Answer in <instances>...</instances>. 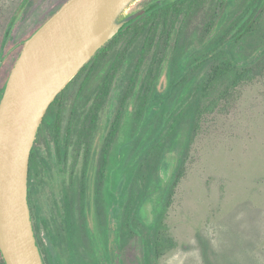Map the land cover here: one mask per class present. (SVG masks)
I'll return each mask as SVG.
<instances>
[{
    "label": "rangeland",
    "instance_id": "1",
    "mask_svg": "<svg viewBox=\"0 0 264 264\" xmlns=\"http://www.w3.org/2000/svg\"><path fill=\"white\" fill-rule=\"evenodd\" d=\"M45 1L48 2L42 5ZM64 1L27 2L10 37V45L16 46V53L23 48L34 24L42 22ZM150 1H135L125 15L146 7ZM2 2L12 5L14 0ZM214 3L215 0H205L195 13L175 19L167 44V58L171 57L179 33L192 35L197 43L202 40ZM164 27L165 24L157 31L159 36ZM130 37L125 33L112 45L100 65L67 85L36 138L29 184L31 213L48 264L97 263L93 243L83 230L87 225V210L81 198L85 162L91 153L93 172H106L104 148L108 149L106 141L116 117L124 106L133 112L138 110L156 52L164 44L153 42L149 47L146 33L133 43ZM262 45L264 11L251 36L240 44V62ZM142 51L144 62L138 74V87L124 104ZM120 54L124 57L116 69L110 94L97 110L102 79ZM1 63L0 60V68ZM251 66L257 73L256 78L231 88L227 98L222 96L230 87L228 79L219 81L207 97L198 89L209 69L207 66L196 73L190 89L167 104L169 118L156 117L155 125L163 124V147L150 163L158 167L151 181L144 178L137 184L131 183L124 196L121 217H112L113 224L118 226V236L114 227L109 226L106 232L114 242L117 237L118 264H264V55L256 58ZM163 69L160 83L161 88L166 89L167 68ZM214 99L217 103L211 110L207 106ZM55 112L61 115L59 136L66 156L60 155L57 149ZM95 114L96 127L92 129ZM117 142L116 139L111 144L109 152ZM143 172H147V168ZM176 179L178 182L173 186ZM94 181L93 177V186ZM65 197L72 198L71 209L79 225L78 232L74 227L72 235L65 222ZM140 201H143L141 206ZM161 213L164 214L163 233L173 238L175 246L156 256L155 227ZM106 214L96 206L92 209L89 232L94 244L97 242L96 225L103 232L108 223ZM71 243L76 244L74 257Z\"/></svg>",
    "mask_w": 264,
    "mask_h": 264
},
{
    "label": "trees",
    "instance_id": "2",
    "mask_svg": "<svg viewBox=\"0 0 264 264\" xmlns=\"http://www.w3.org/2000/svg\"><path fill=\"white\" fill-rule=\"evenodd\" d=\"M2 1L0 0V60L2 61L0 68V98L14 64L23 49H20L16 53V46L10 45V37L15 29L18 18L29 0H14L12 5H7ZM66 1L55 6L42 22L34 24V28L31 29L32 31L29 32L26 39L35 33ZM191 1H193L192 5L194 6L201 5L198 0ZM47 2L45 1L42 5H45ZM239 3L244 11L240 14L235 12L230 24L224 25L219 32L214 33L209 39L204 41L200 49L191 52L187 57H185V54L188 53V47L185 44L187 36L183 32L179 33L174 50L170 53L171 57L168 58L167 44L171 36L169 18L172 12H179L181 4L163 1L161 4L151 5L150 9L145 13L127 22L118 35L103 47L75 77L81 76L86 71L88 74L90 69L100 65L107 58L108 51L112 45L116 44L125 33L131 36L130 43L137 41L144 33H146V41L149 47L153 42L155 44H158L160 41V43H164L162 44V49L156 52L153 68L151 67L150 75L145 83L146 92L142 97L138 110L133 112L126 106L120 109L111 131V139L109 138V141H107L108 144L114 142L123 132L117 144V150L118 153L121 152L122 156L125 197L127 196L128 189L131 188V183L137 184L139 180H143L144 178L148 181L152 180L158 166L152 165L150 162L153 160L154 154L161 151L163 147V141L161 140L163 124L155 125L154 121L159 115H161L162 119L169 118L167 104L181 97L186 90L193 86L198 71L205 70L209 66V69L205 71L202 84L198 88L205 97L211 93L212 89L221 80L228 79L230 81V87L227 88L222 96L227 98L231 88H236L256 78L257 73L251 65L256 58L264 55V45L260 46L258 51L252 54L251 57L245 58L244 61L240 62L239 41L253 33L254 25L260 14L259 8L262 10L264 7V0H241ZM250 11L249 17L245 19ZM164 24L165 27L159 36L157 31ZM166 24H169V26L167 27ZM239 25L241 26L239 27ZM231 32L234 34L229 36ZM143 54L144 51H142V55L139 58L140 61L137 63L135 75L131 78V85L126 94L124 104H126L128 97L135 95L136 88L138 87V74L144 62ZM123 57V54H120L118 57L116 56L110 69L102 79V85L96 100L97 110L106 102L110 94L116 69L122 63ZM163 68H167L165 76L168 78V86L166 89L161 88L160 83ZM60 96L61 94L58 95L50 106L48 114L54 109ZM216 103L217 101L214 99L207 108L212 110ZM92 121L93 129L96 127V114L93 116ZM59 124L60 121L57 123V128L60 127ZM34 153L35 151L33 150L31 155L32 162ZM116 158L117 156L114 157V161ZM162 158L159 159V164H161ZM146 168L147 172H143ZM177 182L178 179H176L173 186H176ZM142 204L143 201H140V206ZM164 228V214L161 213L157 216L155 227L154 251L156 256L163 255L166 250L175 246L173 238L163 233ZM0 264H6L1 250Z\"/></svg>",
    "mask_w": 264,
    "mask_h": 264
},
{
    "label": "water",
    "instance_id": "3",
    "mask_svg": "<svg viewBox=\"0 0 264 264\" xmlns=\"http://www.w3.org/2000/svg\"><path fill=\"white\" fill-rule=\"evenodd\" d=\"M137 0H67L25 40L0 98V250L6 264H45L29 202L30 162L52 103L131 19Z\"/></svg>",
    "mask_w": 264,
    "mask_h": 264
},
{
    "label": "flooded vegetation",
    "instance_id": "4",
    "mask_svg": "<svg viewBox=\"0 0 264 264\" xmlns=\"http://www.w3.org/2000/svg\"><path fill=\"white\" fill-rule=\"evenodd\" d=\"M163 1L168 2V3H178L181 4V6L179 7V12H172L171 16H170V34H173V29L175 27L174 25V21L175 19H178L179 17L183 16L184 14L189 15V14H193L195 13L197 10H199L198 8H200V6H194L192 5L193 1L190 2V0H151L150 3H148L146 6L149 5H154L157 3H162ZM201 4H203L205 2V0H198ZM239 1L241 0H215V3L213 5L212 11L209 14L206 22H205V27H204V37L202 38L201 41H199L197 43V41L195 40V38L192 35H189L186 37L185 40V44L188 47V53L185 54V57H187L188 54H190L191 52L200 49L201 45L203 44L204 41H206L207 39H209L214 33L219 32V30L227 24H230V21L233 20L234 18V13H242L244 10L242 9V6L240 5ZM182 2V3H181ZM238 3V5H237ZM172 7V6H171ZM260 10V15L258 17V19L256 20V22L259 20V18L261 17L262 12L264 11V7L259 8ZM258 10V11H259ZM182 12V13H180ZM180 13V15H179ZM251 11L247 14V16L245 17L248 18L250 15ZM174 25V26H173ZM241 25H239L240 27ZM238 27V28H239ZM237 29V28H236ZM235 29V30H236ZM234 33H230L229 36L233 35ZM251 36V34H249L247 37L241 39L239 41V43H243L246 39H248ZM179 37V36H178ZM52 113V112H51ZM91 114V111H90ZM51 114H47L44 118V120H48L51 116ZM61 117V115L58 112H55V119H54V124H55V132H56V142H57V149L60 155L62 156H66L67 152H66V148L62 147L61 142H60V133L61 132V125L59 128H57V123L60 121V119L58 118ZM42 125V124H41ZM92 127V126H91ZM41 128V126H40ZM39 128V131H40ZM89 130L91 131V128L89 126ZM38 131V133H39ZM112 131V130H111ZM111 132L109 133L108 136V140L110 138ZM38 136V134H37ZM118 136V134H117ZM122 137V135L120 134L119 137H117V141H120V138ZM111 139V138H110ZM106 141V146H108V149H106V147L104 148V161H106L107 164V168H106V172L104 174H97L95 172H93V158L94 156H92L91 153L88 154V159L85 162V166L83 169V178H84V184L83 187L81 189V198L83 200V203L86 207V221H87V225L86 227H83L84 230V234L87 237V239L89 240V242L91 241L93 243L94 246V251H95V255H96V264H118L117 260H116V256H117V237L115 242L113 240L110 239L109 236H107L106 233L108 231L109 226L110 227H114V231L115 233H117L118 236V226L117 224H113L112 221V217H121V207L123 206V200H124V182H123V167H122V156H121V152L118 153L117 150V145L112 148V150H110V152L108 151L111 144L113 143H107ZM117 142V143H118ZM117 156V158L114 161V157ZM34 159H35V153H34ZM34 159L33 162H30V178H29V184H30V179L32 177V169L34 167ZM108 162L110 164H108ZM93 177L95 178L94 181V186L92 185V180ZM93 200H95V203L93 202ZM29 202H30V208H31V192H30V188H29ZM72 198L71 197H65L63 199V204L64 207L66 208L65 211V222L67 227H70L68 229V232L70 235H72L74 233V227L76 228V231L78 232V223L75 222V216L73 215V211H72ZM96 206V208L98 207V211H101L104 209V211H106L108 214L106 217V222H108L105 227L103 228V232L97 228L96 223L93 224L96 225V231H97V238H96V243L94 244V242L91 239V235L89 232V227L90 225L92 226V209L93 207ZM84 215V217H85ZM112 215V216H111ZM85 217V218H86ZM123 223V219L121 221ZM128 223V222H127ZM35 229V226H34ZM100 230V231H99ZM35 234H36V238H37V243L38 246L40 248L43 260L45 264L47 263V260L45 258V255L43 253L41 244H40V236L38 234V228L37 230L35 229ZM114 242V243H113ZM103 245L105 247H107L106 249H104ZM76 246V244H75ZM75 246L71 243V252L72 255L74 257V251H75ZM74 247V248H73ZM110 249V250H109ZM99 257L103 258L102 260L99 259ZM111 261V262H109ZM109 262V263H108Z\"/></svg>",
    "mask_w": 264,
    "mask_h": 264
}]
</instances>
